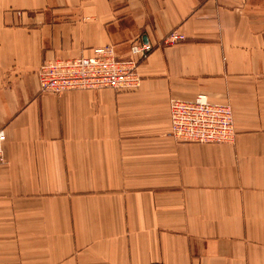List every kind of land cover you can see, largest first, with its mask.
Here are the masks:
<instances>
[{
    "label": "crops",
    "instance_id": "1",
    "mask_svg": "<svg viewBox=\"0 0 264 264\" xmlns=\"http://www.w3.org/2000/svg\"><path fill=\"white\" fill-rule=\"evenodd\" d=\"M134 40L137 86L39 91L44 61ZM198 93L231 143L170 134ZM0 127V264H264V0H0Z\"/></svg>",
    "mask_w": 264,
    "mask_h": 264
},
{
    "label": "built area",
    "instance_id": "2",
    "mask_svg": "<svg viewBox=\"0 0 264 264\" xmlns=\"http://www.w3.org/2000/svg\"><path fill=\"white\" fill-rule=\"evenodd\" d=\"M173 29L162 38L172 44L183 40ZM148 41L134 40L129 54L117 57L111 45L96 47L90 56L54 58L37 69L40 92L58 93L67 89L129 88L140 82L139 63L152 50ZM170 134L179 141L231 143L235 137L232 107L229 103L211 101L205 93L192 99L169 101ZM6 133L0 127V164L4 163Z\"/></svg>",
    "mask_w": 264,
    "mask_h": 264
}]
</instances>
